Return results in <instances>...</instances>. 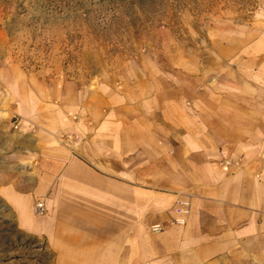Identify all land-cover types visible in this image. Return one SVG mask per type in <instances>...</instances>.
I'll use <instances>...</instances> for the list:
<instances>
[{
	"label": "crops",
	"instance_id": "obj_1",
	"mask_svg": "<svg viewBox=\"0 0 264 264\" xmlns=\"http://www.w3.org/2000/svg\"><path fill=\"white\" fill-rule=\"evenodd\" d=\"M236 35L219 78L136 60L93 92L17 95L18 128L0 113V253L23 240L52 264H264V0Z\"/></svg>",
	"mask_w": 264,
	"mask_h": 264
},
{
	"label": "rangeland",
	"instance_id": "obj_2",
	"mask_svg": "<svg viewBox=\"0 0 264 264\" xmlns=\"http://www.w3.org/2000/svg\"><path fill=\"white\" fill-rule=\"evenodd\" d=\"M252 10L253 0H0V113L17 129L20 94L51 103L61 87L93 92L135 72L136 60L158 75L198 74V62L219 78L220 44ZM18 247L6 242L0 264H52L43 243Z\"/></svg>",
	"mask_w": 264,
	"mask_h": 264
},
{
	"label": "built area",
	"instance_id": "obj_3",
	"mask_svg": "<svg viewBox=\"0 0 264 264\" xmlns=\"http://www.w3.org/2000/svg\"><path fill=\"white\" fill-rule=\"evenodd\" d=\"M190 210V203L187 199H180L176 202L175 211L177 215H179L178 219H175L173 222L175 224H183L185 222L184 217H186ZM45 206L41 201H37L33 207V213L37 216H43L45 214ZM152 232L161 231V227L159 225H155L151 228Z\"/></svg>",
	"mask_w": 264,
	"mask_h": 264
}]
</instances>
